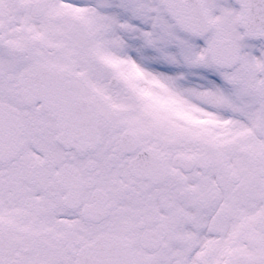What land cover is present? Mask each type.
Wrapping results in <instances>:
<instances>
[{
  "label": "snow or ice",
  "instance_id": "snow-or-ice-1",
  "mask_svg": "<svg viewBox=\"0 0 264 264\" xmlns=\"http://www.w3.org/2000/svg\"><path fill=\"white\" fill-rule=\"evenodd\" d=\"M0 264H264V0H0Z\"/></svg>",
  "mask_w": 264,
  "mask_h": 264
}]
</instances>
